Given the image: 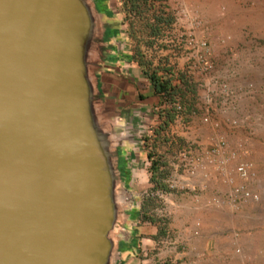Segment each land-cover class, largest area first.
<instances>
[{"label": "water", "instance_id": "water-1", "mask_svg": "<svg viewBox=\"0 0 264 264\" xmlns=\"http://www.w3.org/2000/svg\"><path fill=\"white\" fill-rule=\"evenodd\" d=\"M82 2L0 0L6 9L15 7L23 22L33 13L44 29L50 25L54 31L42 46V41L30 44L31 74L27 77L17 62L16 91L11 88L13 95L0 103V134L15 133L17 147L11 149L12 142L0 137V174L6 175H0V264H69L70 227L84 217L90 223L94 210L93 229L106 230L109 237L97 264L111 263L119 227L116 153L98 114L85 49L68 43L55 16L65 11L73 20L71 29L73 9H81ZM12 37V27L5 26L0 45L8 50Z\"/></svg>", "mask_w": 264, "mask_h": 264}, {"label": "crops", "instance_id": "crops-1", "mask_svg": "<svg viewBox=\"0 0 264 264\" xmlns=\"http://www.w3.org/2000/svg\"><path fill=\"white\" fill-rule=\"evenodd\" d=\"M92 1L102 5L101 15H108L114 21L113 0ZM180 3L183 10L178 13L182 19L173 21L167 30L174 25L172 32L177 37L182 35L181 46L188 53L176 62L157 64L181 74L187 83V87L180 84L178 87L191 106L183 109L180 114L183 117L179 115L174 121L191 118L193 123L194 106L195 113L201 116L210 113L207 126L217 130L214 138L225 137L228 143L239 146L258 175V168H264V9L252 10L255 15L251 17L240 6L233 5L230 9L229 0H180ZM223 7L226 12L219 14L218 8ZM107 25L108 34H119L116 24ZM190 39L194 48L187 46ZM109 64L114 62L109 60ZM126 82L128 91L141 94L140 108H145L146 100L152 98L147 80L142 87L134 86L132 79ZM118 87L111 86L117 92ZM124 89L120 91L123 93ZM197 102L207 106L202 108ZM228 127L227 135L219 133ZM199 137L203 139L201 143H208L205 132ZM203 149V153L191 159V164L195 160L198 163L191 176L190 208L185 207V224L180 221L175 224L176 236L169 252L173 264H264V216L258 213L260 208L246 205L235 211L227 205L225 193L229 188L214 171L217 158L207 153L208 145ZM136 159L129 148L122 150L116 168L123 182L130 181L136 166L147 174L146 159ZM260 183L257 178L255 189L258 190ZM136 205L137 208L131 204L117 228L111 264H158L163 256L154 254V247L163 238L157 236L160 226L143 220L142 216L146 215L143 204L137 200Z\"/></svg>", "mask_w": 264, "mask_h": 264}, {"label": "rangeland", "instance_id": "rangeland-1", "mask_svg": "<svg viewBox=\"0 0 264 264\" xmlns=\"http://www.w3.org/2000/svg\"><path fill=\"white\" fill-rule=\"evenodd\" d=\"M114 1L112 9L116 17L114 21H111L110 16L101 15V4H94L92 0H89L90 3L94 4L96 10V15L93 14L96 26V34L93 39H97V42L93 56H91L96 59L91 64L90 56H88L87 68L96 87L95 103L98 114L108 129L110 143L116 153V163L118 164H120L121 152L126 148L132 150L137 159L145 158L148 148L144 146L142 138L149 141L154 139V152L161 157V161L165 164L167 174L164 182L169 188L168 193L153 190V185L148 183V174H145L143 169L137 166L134 167L130 181L124 180L123 182V179L118 176L119 182L115 189V200L119 212V225L125 219V212L131 204L137 208L136 201L140 200L146 215L166 223L167 237L161 238L154 247V254L163 255L157 263L173 264L169 252L172 246L171 242L176 236L175 224L179 221L185 224L183 220L186 213L185 207L190 208L188 192L193 180L186 173V169L191 164L193 156L200 155L201 152L205 151L204 146L208 145V150H210L216 144L217 139L214 136L217 134V130L207 126L208 119L211 118L210 113L201 116L202 114L195 113L196 107L194 106L193 123H190L191 118H187V121H185L186 118H182V122L176 120L169 124L160 136L154 137L152 129L157 125L155 112L158 108V99H153V97L150 100L147 99L145 108L141 109L140 105L143 106V102L137 101L136 95L127 90V79H132L134 86L142 87L145 84L139 67L136 63L129 62V56L137 54L151 67H155L161 61L176 62V59L184 58L188 51H184L181 46L182 35L177 37L176 33L172 32L174 25L170 30L164 31L163 34L155 38L148 35V31L144 27L147 21L145 18L136 19L132 14L124 16ZM229 4L230 9L233 5L240 6L241 10L247 12L246 14H252L251 17L255 15L251 12L252 10L264 9V0H229ZM163 9L172 15L174 21L182 19L181 14L178 13V11L183 10V4L180 3V0H167ZM225 12L224 7L218 8L219 14ZM107 23L118 24L119 34L114 36L108 34L106 32ZM109 60H112L114 64L110 65ZM123 62L130 64H123ZM116 84L119 86L118 92L111 88L112 85ZM120 88H126V90L124 89L122 93ZM185 102L184 110H188L191 104L188 103L187 99ZM194 103L196 104V102ZM197 103L202 108L207 106L203 103ZM179 110L180 112L183 111L181 105ZM180 117L183 116L180 115ZM201 117L202 119L206 118L207 123L202 122ZM228 130L229 127L223 128L219 133L225 132L227 135ZM201 132H205L208 138V143L205 145L200 142V140L203 141L199 137ZM225 139L224 137L223 141L229 150L241 149L234 143H228ZM258 172L256 179L261 181L260 186L258 185V190L261 191L264 190V168H258ZM252 186L255 188V184ZM258 193L259 202L254 206L260 208L258 213L264 216V192L258 191ZM185 226L187 227V225ZM115 236L114 234V238Z\"/></svg>", "mask_w": 264, "mask_h": 264}, {"label": "bare ground", "instance_id": "bare-ground-1", "mask_svg": "<svg viewBox=\"0 0 264 264\" xmlns=\"http://www.w3.org/2000/svg\"><path fill=\"white\" fill-rule=\"evenodd\" d=\"M83 3V6H82ZM81 3V9H73L75 11L76 22L73 27V20H71V16L66 14L65 11H57L55 16L57 20L60 21L62 25V30L66 29V35L64 36L68 43H72L74 45H79L84 47L85 56L87 57L88 64V56H90V63L92 64L96 58H92L93 50L96 47L97 39H93L96 34V26L94 15L91 12V7L88 1L83 0ZM17 7H19L17 5ZM15 8V7H13ZM11 10V7L6 9L3 3L0 4V39L1 33L6 27H12L13 37L11 38V42L13 43L12 47L6 50L7 46L0 45V103H2L7 94L11 93V88L13 90L16 89V83L19 82V72H18V64L26 73L27 77L31 74L30 67L28 65V58L31 55V51L28 47H30L31 43L43 45V40L46 39L49 34L54 36L53 27L46 23L47 28H43L45 23L40 24L39 16H35L33 13L29 15V17L25 18V22L20 18V15L15 14V11ZM73 28V29H72ZM49 31V32H48ZM98 38V37H97ZM95 41V42H94ZM95 44H94V43ZM40 46V47H41ZM40 52L39 56H42L41 49H37ZM9 52H12L11 58L7 55ZM36 53V52H35ZM8 62L6 68L5 64ZM31 57L29 58V60ZM6 69L9 71L12 77L11 78L7 74ZM16 91V90H15ZM13 95V94H10ZM8 96V95H7ZM1 123V122H0ZM1 130V128H0ZM15 133L10 132L6 135L0 134L2 139H7L12 142L11 149H16L15 144ZM10 144V142H8ZM0 164V168H1ZM6 176L5 174H0ZM4 180H0V184L3 183ZM98 211L94 210L89 219L90 223L87 222V219L84 217L81 219V222L78 225H74L70 227V241L69 248H65V255L70 256L69 264H97L101 255V249L103 246V242L109 239L108 235H105V232H96V229H93L95 224L94 220L98 219L97 217ZM96 223V221H95ZM2 225V224H1ZM93 225V226H92ZM88 235V239L87 238ZM67 244V243H66ZM64 255V254H63Z\"/></svg>", "mask_w": 264, "mask_h": 264}, {"label": "trees", "instance_id": "trees-1", "mask_svg": "<svg viewBox=\"0 0 264 264\" xmlns=\"http://www.w3.org/2000/svg\"><path fill=\"white\" fill-rule=\"evenodd\" d=\"M114 2L117 3L120 13L124 16L132 14L136 19L145 18L147 21L144 27L148 31V35L155 38L159 37L162 31L167 30L174 21L172 15L163 9L167 0H115ZM117 28L118 24L115 30ZM129 59L133 63H136L142 76L147 80L150 88V96L153 99H158V108L155 112L157 125L152 129L154 137H158L169 124L182 114L180 110L176 109V106L178 104L180 109V105L184 107L186 102L184 94L178 85L187 87V83L183 80L181 74L165 67L161 68L157 66L153 68L149 63L142 60L141 56H137V54L130 55ZM142 99L141 94L137 92L136 100L140 101ZM142 142L148 148V152L145 155L148 183L153 185V190L168 193L169 188L164 182L167 170H165V164L161 161V157L157 156L154 152V139L149 141L146 138H142ZM130 151L132 152V150ZM142 219L151 225L158 224L160 226L157 230L158 237L166 236L164 229L165 222L148 215H143Z\"/></svg>", "mask_w": 264, "mask_h": 264}, {"label": "built area", "instance_id": "built-area-1", "mask_svg": "<svg viewBox=\"0 0 264 264\" xmlns=\"http://www.w3.org/2000/svg\"><path fill=\"white\" fill-rule=\"evenodd\" d=\"M187 46L194 48L193 40L190 39ZM176 109L179 110V106H176ZM202 122L207 123L206 118L202 119ZM234 123H231V126H234ZM207 153L217 158L214 171L222 176L223 183L229 188L225 196L226 203L232 210L237 211L242 206L255 205L259 202V193L252 186L255 184L257 173L253 163L245 157L246 153L243 150H229L223 139L218 138L216 144ZM197 163L195 160L193 164L187 166L186 173L189 176L194 175ZM213 203L217 204V201L213 200Z\"/></svg>", "mask_w": 264, "mask_h": 264}]
</instances>
